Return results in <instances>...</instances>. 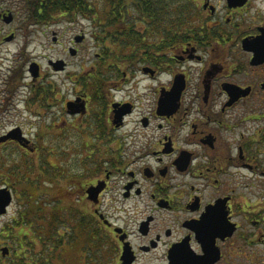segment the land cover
Segmentation results:
<instances>
[{"label":"flooded vegetation","instance_id":"flooded-vegetation-1","mask_svg":"<svg viewBox=\"0 0 264 264\" xmlns=\"http://www.w3.org/2000/svg\"><path fill=\"white\" fill-rule=\"evenodd\" d=\"M185 1L178 25L136 0L135 40L148 48L117 68L103 51L90 70L83 57L56 96L66 126L55 118L52 130L82 139L90 163L66 195L99 219L105 264H264V0ZM89 29L53 32L65 52L49 58L54 73L85 53Z\"/></svg>","mask_w":264,"mask_h":264},{"label":"rangeland","instance_id":"rangeland-1","mask_svg":"<svg viewBox=\"0 0 264 264\" xmlns=\"http://www.w3.org/2000/svg\"><path fill=\"white\" fill-rule=\"evenodd\" d=\"M185 3L186 1L183 5ZM106 5L103 0H98L95 9L102 11ZM4 8L13 9L14 20L10 24L0 20V138L11 129L19 127L21 134L29 141L26 145L19 143L17 139L0 142V187L9 183L14 193V201L8 212L0 216V248L7 245L11 250L8 256H3L0 249V264H12L15 257L11 239L7 236L8 227L12 226L20 209L19 192L26 201L27 188L31 180L35 179L41 189L47 192V197L42 195L45 200L68 203L70 201L66 192L71 177L82 170L85 164L81 162L88 160L86 155L79 153L80 145L82 150L84 149L82 139L59 137L57 134L60 132L52 130V122L59 118L57 122L66 126L62 120L61 101H58L56 96L62 99L68 95L67 87L74 85L70 76L82 69L83 57L86 60V70L92 69L96 64L97 53L102 52L101 42L96 34L102 31L103 25L98 21L101 20L100 15L97 19L84 17L86 15L81 13L75 15L59 13L50 22L30 23L29 28L25 29L26 8L21 0H0V10ZM89 25V33L85 35L86 46L83 51L85 53L70 58L72 64L66 72L54 73L49 58H55L65 52L62 45H56L53 41V32L57 31L61 41H65ZM12 32L16 33L15 38L12 41H4L2 36ZM146 43L145 41L137 45L136 50L143 48ZM66 56L71 57L69 53ZM33 61L42 65L43 77L36 82L29 72L30 63ZM16 68H20L18 71L19 75L21 74L20 78L19 75L15 78L13 74ZM74 145L77 146V150H74ZM32 165L35 167L31 169L33 170L31 174H28L31 170L27 168ZM86 166H90L89 161L86 162ZM44 172L46 174H43ZM63 172L64 175L70 176L65 179L62 176ZM61 182L65 184L64 191L60 188L61 190L57 192L55 187ZM103 245L104 241L99 245L95 244L92 249L95 256H92V252L74 250V247L69 245L62 250L63 254L60 257L62 255L63 257L57 258V261L60 264H86L88 260L90 261L89 258H96L98 260L95 264H105L100 257L102 256L100 247ZM89 261L87 264H91Z\"/></svg>","mask_w":264,"mask_h":264},{"label":"trees","instance_id":"trees-1","mask_svg":"<svg viewBox=\"0 0 264 264\" xmlns=\"http://www.w3.org/2000/svg\"><path fill=\"white\" fill-rule=\"evenodd\" d=\"M103 1L107 5L102 11H99V9H95L98 0H21L26 7L25 19H27V23L50 22L59 13L72 15L81 13L91 18H99L100 15L101 20L98 21L102 22L103 27L100 26L102 31L97 32L96 36L101 42L100 47L105 55L117 56L107 57L116 64L114 66L117 68V65H122L120 61L130 62L131 58L134 57L137 45L144 43L135 40L134 8H136L137 3L136 0ZM138 2L141 5L140 12L146 18L152 19L153 17L149 16V13L151 14L156 9L153 11V14L156 15L159 8L163 6L169 8L170 24L175 22L178 25L189 23L188 16L191 7L186 3L185 5L176 4L177 0H169L168 3H166L167 0H161V2L138 0ZM185 27L186 25L179 27V29L183 30ZM108 39L111 41L110 44L106 43ZM147 48L148 44L146 43L139 50ZM19 69L16 68L13 73L15 78L19 75ZM33 167L35 166L26 168L31 170ZM32 171H28V174H31ZM67 175H64V172L62 174L65 179L70 176ZM25 181H28L27 177ZM60 188L64 191L65 184L63 182L55 187L57 192L61 190ZM27 190L26 201L19 192L20 209L12 226L8 227L9 235L7 237L11 239V247L15 257L12 264H60L57 258L63 257V255L60 256L63 254L64 247L77 242L82 244V241L89 243L88 251L90 250L93 253L92 256H95L92 249H94L95 244L99 245L104 241L98 218L87 209L85 210L84 206L74 202L64 203L51 199L45 200L42 195L47 197V192L41 189L35 179L31 180ZM89 259L91 264H95L98 260L96 258Z\"/></svg>","mask_w":264,"mask_h":264},{"label":"water","instance_id":"water-1","mask_svg":"<svg viewBox=\"0 0 264 264\" xmlns=\"http://www.w3.org/2000/svg\"><path fill=\"white\" fill-rule=\"evenodd\" d=\"M14 16L12 13H8L4 16V20L6 22H11L13 20ZM14 38V35L11 34L6 38L7 41H10ZM54 65L55 69H62L63 68V62L62 60L59 61H51ZM40 69L41 66L38 62H33L30 65V72L33 75L34 78H37L40 75ZM8 139H17L22 144H27L29 141L25 136H23L20 132V128L16 127L12 130H10L7 134H4L0 138V142L6 141ZM92 192V191H91ZM13 202V193L12 190L8 186L0 187V216L6 214L8 212L9 207L11 206ZM2 255L7 256L10 253L9 246H3L1 248Z\"/></svg>","mask_w":264,"mask_h":264},{"label":"bare ground","instance_id":"bare-ground-1","mask_svg":"<svg viewBox=\"0 0 264 264\" xmlns=\"http://www.w3.org/2000/svg\"><path fill=\"white\" fill-rule=\"evenodd\" d=\"M26 8V7H25ZM30 23H32V24H36L35 22H29V23H26V24H30Z\"/></svg>","mask_w":264,"mask_h":264}]
</instances>
